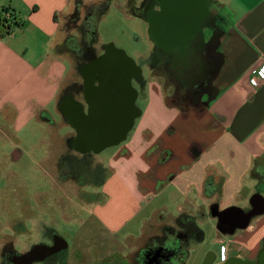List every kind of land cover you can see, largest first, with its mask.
Instances as JSON below:
<instances>
[{"label":"crops","instance_id":"crops-1","mask_svg":"<svg viewBox=\"0 0 264 264\" xmlns=\"http://www.w3.org/2000/svg\"><path fill=\"white\" fill-rule=\"evenodd\" d=\"M104 1L0 0V11L8 8L17 22V28L13 30L11 24L0 37V139L35 121L58 141L48 145L42 160L52 155L53 164L65 152L82 157V149L75 147L77 132L71 119L77 110L82 122L87 110L82 98V63L87 60L79 51L86 29L82 30L80 20L89 14V7L97 9ZM208 3L213 22L206 33L214 42L215 57L208 90L194 103L180 100L173 84L150 79L151 74L160 75L152 73L149 61L144 62L147 78L141 69L140 78L131 80L133 88V80L143 85L144 106L126 138L112 145L103 161L105 175L96 196L69 198L77 208L69 204L61 210L63 217L81 227L82 214L92 216L102 237H111L113 245L101 253V246L89 244L88 259L78 245L54 264H136V256L150 239L167 227L176 228L178 216L193 217L197 226L200 216H208L216 225L211 210L232 205L247 210L253 193L264 197L256 188L259 182L264 184V81L255 87L257 70L264 64V0ZM77 43L79 47L74 46ZM89 46L93 57L99 56ZM9 142L19 156L18 144ZM7 155L4 152L0 162ZM145 201L149 211L131 226ZM24 212L23 208L25 220L29 215ZM216 231L217 249H210L206 264L225 260H229L226 264H264V213L231 235Z\"/></svg>","mask_w":264,"mask_h":264},{"label":"rangeland","instance_id":"rangeland-1","mask_svg":"<svg viewBox=\"0 0 264 264\" xmlns=\"http://www.w3.org/2000/svg\"><path fill=\"white\" fill-rule=\"evenodd\" d=\"M138 2L139 0H111L103 13L96 11L93 17L94 28L91 31L92 34L90 33L84 37L82 35V39L86 38L90 45L100 53L104 52V48L108 44L123 50L142 69L143 76L146 79L147 67L144 66V62L150 60L152 53L148 26L147 23H144L145 21L136 17L129 7L133 4H138ZM213 7H216V5L214 4ZM12 28L13 30L17 28L16 23L12 24ZM94 32L95 38L92 41ZM150 79H155L161 84L164 83L163 78L160 76L151 74ZM133 85L139 93L135 101L136 106L138 108L143 107L144 101L141 94L143 85L136 80H133ZM41 126L43 125H40L39 122L32 121L20 132L10 135V138L0 139V159L4 152L8 154L7 160L0 162V188L3 190L0 191V199H10L7 195L8 192L6 191V194L4 191L8 187H20V190L23 191L21 194L24 200V202L22 201V207L24 208V213L29 215L25 220L23 219L24 217L22 218L23 221L21 225L16 227L15 233L10 230V220L4 217L0 218V245L10 240L14 245V249L18 252H24L31 245L48 239L42 228V224H44L53 229L54 235H58L65 240L67 245L66 249L63 250V255L66 253L70 254L73 247L80 245L83 258L88 259L86 246L89 244H98L101 246L99 251L103 253L104 248L113 245V240L111 237H102L99 223L94 221L92 216L83 213L85 224L81 227L77 222L63 217L61 210L65 207L69 208V204L72 205V209L77 208V204L69 201V198H77L79 196L78 193L81 191L82 200L96 196L95 192H98L99 184L105 175V163L103 161L109 156L113 146H107L94 158L91 156L82 158V165L88 168L87 174H93L89 177L87 184L85 186L82 185V189L80 186L71 183L68 188H66L67 186L65 188L61 186L59 190L54 180H50L49 169L46 165V162H49L48 165L52 164L54 157L49 155L46 157V161L42 160L44 155L47 156L48 145L58 143V141L51 136H47L46 132L42 131ZM9 141L16 142L20 147L19 156L18 153L12 155L18 157L15 160H11L10 153L14 147L10 145ZM90 167L95 168V170L90 169ZM261 171L264 173V167ZM3 173L5 177L2 175ZM259 184L261 182L258 183L256 188L264 194V190L261 189V186L264 188V184ZM11 192L14 194V191L11 190ZM54 192H63L67 199L64 201L59 200L58 196L53 194ZM8 203L13 205V208H8V212H11L14 209L15 202L11 200ZM141 206L143 210L136 219L130 222L131 226H135V222H138L149 211L150 204H147L146 201L142 202ZM158 218V215H155L152 217V221L156 222ZM197 223L203 232V239L200 242L190 240L188 255L184 264H203L210 249H217L218 243H215V238L218 233L215 228V220L208 216L203 218L200 216ZM4 233L8 234L4 235ZM119 237H122V235L120 234ZM172 241L173 238L170 235L166 240V244L172 245ZM99 251L98 253H100Z\"/></svg>","mask_w":264,"mask_h":264},{"label":"flooded vegetation","instance_id":"flooded-vegetation-1","mask_svg":"<svg viewBox=\"0 0 264 264\" xmlns=\"http://www.w3.org/2000/svg\"><path fill=\"white\" fill-rule=\"evenodd\" d=\"M161 2V0H140L138 4H133L129 7L134 14L146 20L148 33L153 41L151 58L148 60L152 72L162 76L165 82L171 83L176 87L178 99H184L188 103H194L201 93L208 90L209 80L212 77V65L215 59L213 52L214 42L213 40H208L209 38H207L208 35L206 33V30L210 29L213 22L209 3L204 10L200 9V12L196 14L193 13L189 16V20L182 21L180 26L175 29L176 31L168 32L166 31L167 28L163 26L160 21L156 20L154 16L160 13ZM97 9L89 7L87 9L89 14L83 16L82 20H80L82 30L83 28L84 30L86 29L84 31V36L91 33L90 27L94 25L93 17ZM211 33L210 31L209 35H211ZM170 35L183 38L186 37L187 42L182 52H180L178 48L168 50L165 47H161L156 42L158 38H170ZM89 45L90 43L85 38L84 40L82 39V48H79V51L82 52L83 59L85 58L87 60L82 63V74L85 78L91 75L89 66L95 60L92 53L93 50L90 49ZM74 46L79 47L78 43ZM101 54H103V52L99 55ZM109 59L110 61H114L113 63L120 60L118 55L114 53H109ZM124 86L125 84L120 77L101 79L100 82L95 81L92 84L82 82V98L87 104L86 114L82 113V122H79V113L77 110L74 111V114L71 116L77 132L76 139H74L75 147L82 149V157H76L69 152L59 153L53 164H47L49 172L54 176V179L50 178V180H54L58 189L61 188V186L64 188L67 186L66 188H68L71 183L80 186L82 189V185L85 186L87 181H89V177L93 175L87 174L88 168L82 165V158L87 156L94 158L105 142L111 140L115 133L126 128L127 120L134 113V109L130 106L128 101L130 90L124 89ZM105 123H108L110 128H107L106 132H102L105 135V137L102 138V135L99 134L101 131L98 127L105 125ZM116 124L117 127L115 126ZM81 129L82 134L80 135ZM88 131H93V133L96 134V138H94L92 142H84V136ZM14 153H18L16 148L10 153L11 160H15L17 157L12 156ZM91 168L95 170V168L90 167V169ZM2 172L4 171L2 170ZM2 175L5 177L4 173ZM20 189V187L15 188L10 186L7 190H4L8 192V194L7 192L6 194L10 199H0V218L4 217L10 220V230L14 233L16 227L21 225L23 221V203L21 199V193L23 191ZM11 190L14 191V194H12ZM0 191L3 190L0 188ZM53 194L57 195L59 200L61 199L64 201L67 199V196H65L63 192H54ZM78 194V197L82 198V191ZM11 200L15 202L14 209L8 212V208H13L12 203H8ZM2 212L5 213L6 216H4ZM42 228L48 239L33 244L30 248L34 245H44L46 247V254L42 260H35L32 264H54L62 259L64 251L60 250L58 252L48 253L49 250L53 249L54 231L51 227L44 224H42ZM167 228H165V231ZM5 230H7V228H5ZM180 230L181 231L175 230L173 233L180 234V232H182V236H185L184 229ZM6 234L8 233H4V235ZM161 236L162 235L150 239V242L148 241L150 243L148 245L149 250L144 254L146 264H172L171 258H168L170 252L168 253L165 249H168L170 245H167L165 238H160ZM144 247L143 249L145 250L146 248ZM29 249L24 252H18L14 249V245L10 240L5 241L0 247V264H16V257L22 253H26ZM140 252L141 251H139V254ZM40 257V252L34 255V258ZM136 258L138 259L139 257L136 256ZM13 260H15V263H13Z\"/></svg>","mask_w":264,"mask_h":264},{"label":"water","instance_id":"water-1","mask_svg":"<svg viewBox=\"0 0 264 264\" xmlns=\"http://www.w3.org/2000/svg\"><path fill=\"white\" fill-rule=\"evenodd\" d=\"M161 11L155 14V19L160 21L163 26L167 28L166 31H176L175 29L180 26L182 21L189 20V16L193 13L200 12V9L204 10L207 7L208 0H161ZM194 4V7H193ZM197 6V7H196ZM196 7V8H195ZM161 47L166 49L178 48L180 52L184 50L186 44V37H176L170 35V38L157 39L156 41ZM109 53L118 55L120 60L113 63L110 61ZM91 75L88 78L84 77V82L92 84L94 81L100 82L101 79H107L109 77H120L125 86L124 89L130 90V96L128 98L130 106L134 109V113L128 118L127 126L119 134H114L112 139L105 142L100 149L107 146L117 145L126 138V134L132 127L133 120L140 114V109L136 106L135 100L137 97V90L131 85L132 79H138L141 76V69L137 66L134 60L129 57L123 50L115 48L112 44H108L104 48L103 54L95 57L93 63L89 66ZM88 73V72H87ZM89 74V73H88ZM91 126V125H90ZM117 127V124L115 125ZM101 131L99 134L102 138L107 128H110L108 123L101 127H98ZM105 130V131H104ZM103 132V133H102ZM96 138V134L92 132L86 133L84 136V142H92ZM264 213V197L259 193H253L249 198V208L244 210L237 206H228L222 210H211V216L216 218V229L223 235H231L238 229H244L250 222V220L256 216ZM53 249L48 253L58 252L66 249V242L58 235H54ZM40 252V258H34V255ZM46 254V247L44 245H34L26 253H22L16 257V264H32L35 260H42ZM229 260L223 261L221 264H226ZM15 263V260H13ZM203 264H206L204 260Z\"/></svg>","mask_w":264,"mask_h":264},{"label":"trees","instance_id":"trees-1","mask_svg":"<svg viewBox=\"0 0 264 264\" xmlns=\"http://www.w3.org/2000/svg\"><path fill=\"white\" fill-rule=\"evenodd\" d=\"M107 7H108V0L104 1L98 7L97 11L100 13H103V11L106 10ZM3 10L9 11L10 14L12 12L8 10V8H3ZM13 23H17L15 20H13V18L9 20V22H6V23L2 19H0V32L3 31L4 27L10 28L11 24ZM94 38H95V32L92 36V41H94ZM180 229H184L185 236H182V232H180V234L173 233V231L175 230L181 231ZM170 235L173 238L172 245L168 246L169 251L167 248H165L168 253L170 252L168 255V258H171L172 264H184L185 258L188 255V245H189L190 240L198 242L200 239H202L203 232L196 225L193 217L186 216V215H180L176 218V228L168 227L167 230L162 234L160 238H165V240H167V238H169ZM149 242L146 244L147 247H144L146 249L145 250L142 249L140 254H138L139 258L138 259L136 258L135 260L136 264H146L145 259H144L145 257L144 254L147 253L149 250L148 249V245L150 244Z\"/></svg>","mask_w":264,"mask_h":264},{"label":"built area","instance_id":"built-area-1","mask_svg":"<svg viewBox=\"0 0 264 264\" xmlns=\"http://www.w3.org/2000/svg\"><path fill=\"white\" fill-rule=\"evenodd\" d=\"M0 19H2L5 23L9 22V20L11 19L10 12L7 10H1L0 11ZM9 30H10L9 27H7V28L4 27L3 31L0 32V37L5 35L6 33H8ZM263 81H264V64H262L257 70V79L255 81V87H259Z\"/></svg>","mask_w":264,"mask_h":264}]
</instances>
